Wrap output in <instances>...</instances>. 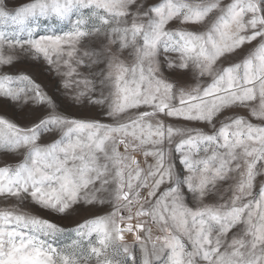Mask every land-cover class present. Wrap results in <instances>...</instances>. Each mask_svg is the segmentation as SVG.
<instances>
[{"label":"snow or ice","instance_id":"snow-or-ice-1","mask_svg":"<svg viewBox=\"0 0 264 264\" xmlns=\"http://www.w3.org/2000/svg\"><path fill=\"white\" fill-rule=\"evenodd\" d=\"M0 264H264V0H0Z\"/></svg>","mask_w":264,"mask_h":264}]
</instances>
